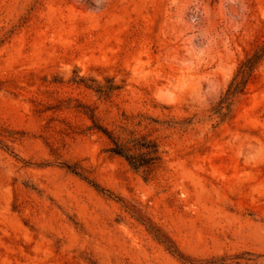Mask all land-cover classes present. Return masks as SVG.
Returning a JSON list of instances; mask_svg holds the SVG:
<instances>
[{
    "label": "rangeland",
    "instance_id": "obj_1",
    "mask_svg": "<svg viewBox=\"0 0 264 264\" xmlns=\"http://www.w3.org/2000/svg\"><path fill=\"white\" fill-rule=\"evenodd\" d=\"M263 43L264 0H0V264H184L148 222L264 264V58L223 102ZM87 113L161 160L132 168Z\"/></svg>",
    "mask_w": 264,
    "mask_h": 264
},
{
    "label": "trees",
    "instance_id": "obj_2",
    "mask_svg": "<svg viewBox=\"0 0 264 264\" xmlns=\"http://www.w3.org/2000/svg\"><path fill=\"white\" fill-rule=\"evenodd\" d=\"M263 58L264 43L258 45L251 55H248L240 62L234 77L228 85L223 102H228L232 96L242 92L256 65ZM113 88V86L104 87L103 85H97L95 90L107 93ZM87 115L93 122L92 126L101 131L110 141L108 150L113 154L122 156L132 168L142 169L146 173H149L161 160L159 144L155 139L149 138L146 135L136 136L134 131L129 130L128 124L131 122V117L126 115L125 124L120 125L119 129H109L96 123L93 113H87ZM64 165L72 171L75 170L74 167L67 163H64ZM147 226L155 238L184 264H256L250 251L213 255L209 258H194L185 255L159 227L150 222L147 223Z\"/></svg>",
    "mask_w": 264,
    "mask_h": 264
}]
</instances>
